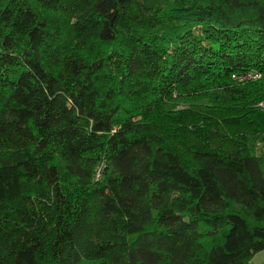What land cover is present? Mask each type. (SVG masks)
<instances>
[{
    "label": "trees",
    "instance_id": "1",
    "mask_svg": "<svg viewBox=\"0 0 264 264\" xmlns=\"http://www.w3.org/2000/svg\"><path fill=\"white\" fill-rule=\"evenodd\" d=\"M261 102L264 0H0V264H250Z\"/></svg>",
    "mask_w": 264,
    "mask_h": 264
},
{
    "label": "rangeland",
    "instance_id": "2",
    "mask_svg": "<svg viewBox=\"0 0 264 264\" xmlns=\"http://www.w3.org/2000/svg\"><path fill=\"white\" fill-rule=\"evenodd\" d=\"M248 74H250V72H248ZM248 74L247 73L241 74L240 76H238L240 78L239 80L240 81L246 80L245 77L248 76ZM257 78H258V76H255V77H252L251 79H257ZM259 105L262 106V107H264V102H261ZM262 256H264V251L255 254L254 255V258H252V260H250V264H258L259 263V260H260V257H262ZM261 264H263V263H261Z\"/></svg>",
    "mask_w": 264,
    "mask_h": 264
},
{
    "label": "built area",
    "instance_id": "3",
    "mask_svg": "<svg viewBox=\"0 0 264 264\" xmlns=\"http://www.w3.org/2000/svg\"><path fill=\"white\" fill-rule=\"evenodd\" d=\"M248 74V73H247ZM255 76H258L259 77V74L258 73H254V72H250V74H248V76H246L245 78L246 79H251L252 77H255ZM240 79V78H239Z\"/></svg>",
    "mask_w": 264,
    "mask_h": 264
},
{
    "label": "crops",
    "instance_id": "4",
    "mask_svg": "<svg viewBox=\"0 0 264 264\" xmlns=\"http://www.w3.org/2000/svg\"><path fill=\"white\" fill-rule=\"evenodd\" d=\"M262 251H264V250H262ZM262 251H259V252H257V253H260V252H262ZM257 253H256V254H257ZM252 258H254V256H253ZM252 258H251V260H252ZM261 263L264 264V256L260 257V260H259V263H258V264H261Z\"/></svg>",
    "mask_w": 264,
    "mask_h": 264
}]
</instances>
